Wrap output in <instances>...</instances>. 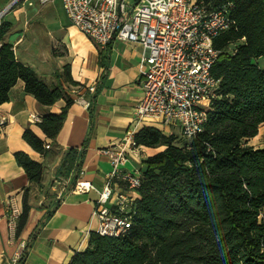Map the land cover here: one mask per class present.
<instances>
[{
	"label": "trees",
	"instance_id": "1",
	"mask_svg": "<svg viewBox=\"0 0 264 264\" xmlns=\"http://www.w3.org/2000/svg\"><path fill=\"white\" fill-rule=\"evenodd\" d=\"M198 1L213 8L232 4L230 28L213 39L220 53L211 72L220 88L203 131L180 145L175 135L154 127L139 130L137 145L164 149L143 161L139 197L127 214L129 228L118 236L92 232L88 248L75 252L69 264H264V148L247 146L264 125V0ZM10 29L2 20L0 105L9 101L19 80L42 106L64 99L60 114H47L37 124L54 142L74 101L62 84H46L16 59L12 45L5 42ZM229 47L234 48L231 53ZM107 50L100 53L104 69ZM59 78L76 85L69 66ZM94 103L95 94L90 113ZM23 139L41 156L52 152L31 129L24 131ZM15 160L30 183L41 187L43 164L24 152H16ZM82 162L83 153L71 149L60 173L69 175L75 169L76 176ZM29 198L28 188L16 238L28 221ZM29 248L28 242L17 264L25 263Z\"/></svg>",
	"mask_w": 264,
	"mask_h": 264
},
{
	"label": "crops",
	"instance_id": "2",
	"mask_svg": "<svg viewBox=\"0 0 264 264\" xmlns=\"http://www.w3.org/2000/svg\"><path fill=\"white\" fill-rule=\"evenodd\" d=\"M10 1L0 0V10ZM4 21L11 24L5 42L12 45L16 59L31 67L46 84L60 83L68 95L67 88L74 85L59 77L69 66L76 85L94 84L97 90L84 94L89 102L95 94L93 112L73 102L54 142L45 138L37 124L30 123L29 116L35 114L42 118L50 113L60 114L66 105L64 99L49 107L42 106L25 92L24 83L19 80L9 92V101L0 105V115L7 119L0 129V264H12L22 241L30 245L24 264H69L75 252L88 248L90 235L99 225L98 218L93 216L96 191L80 193L73 188L79 180L102 189L111 171L103 150L135 126L134 108L143 95L139 69L142 50L134 44L113 41L102 60L106 65L104 69L101 51L71 24L62 0L47 4H41L40 0L22 2L4 17ZM144 127H154L165 135H172L173 128L153 123L140 124L135 132ZM27 129L49 143L52 152L46 156L35 152L23 139ZM71 149L83 153L82 166L76 176L75 169L69 175H62V161ZM163 149L141 146L143 161ZM16 152H24L43 164L41 187L30 183L24 169L16 163ZM137 165L131 162L127 169L132 170ZM141 168L145 170L144 163ZM81 170L84 171L82 176ZM57 180L61 185L55 183ZM28 188L31 209L22 233L16 238L8 227L6 205L13 197L22 211V197ZM129 195L134 199L139 197L137 191H130Z\"/></svg>",
	"mask_w": 264,
	"mask_h": 264
},
{
	"label": "built area",
	"instance_id": "3",
	"mask_svg": "<svg viewBox=\"0 0 264 264\" xmlns=\"http://www.w3.org/2000/svg\"><path fill=\"white\" fill-rule=\"evenodd\" d=\"M26 1L12 0L0 10V25L16 5ZM62 3L71 24L99 51H105L113 41L134 44L142 50L139 69L143 95L134 108L135 126L103 150L111 171L102 189L79 180L73 188L80 193L96 191L93 210V216L99 220L96 232L118 236L129 228L127 214L133 211L135 202L129 192L141 185L144 155L135 140V127L153 123L177 129L187 140L203 131L211 102L220 88V80L211 72L220 53L214 48L213 39L230 28L232 4L213 8L198 0H62ZM95 90L94 84L67 88L73 101L85 107L90 102L84 94ZM41 120L38 115L29 116L30 123L38 124ZM6 121L0 115V129ZM45 149H51V145L45 144ZM131 162L138 164L132 170L127 169ZM55 183L61 185L58 180ZM20 216L16 199L9 198L6 220L14 236ZM26 246L25 241L20 243L12 264L18 263Z\"/></svg>",
	"mask_w": 264,
	"mask_h": 264
},
{
	"label": "rangeland",
	"instance_id": "4",
	"mask_svg": "<svg viewBox=\"0 0 264 264\" xmlns=\"http://www.w3.org/2000/svg\"><path fill=\"white\" fill-rule=\"evenodd\" d=\"M10 2H9V4H10ZM18 5H16V7ZM233 50H234L233 47H229L228 52L231 53ZM172 134L177 137V142L180 143V145H182L185 142L189 141V140L183 138L177 129H172ZM247 146H251V147H254V148H264V125H261L260 126L259 131H258V135L256 137H254V138H252V139H250V140L247 141Z\"/></svg>",
	"mask_w": 264,
	"mask_h": 264
}]
</instances>
